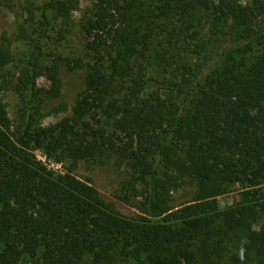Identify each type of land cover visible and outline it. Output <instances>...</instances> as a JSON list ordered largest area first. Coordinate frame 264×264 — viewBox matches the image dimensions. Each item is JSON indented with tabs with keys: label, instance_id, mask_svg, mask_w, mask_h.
Wrapping results in <instances>:
<instances>
[{
	"label": "trees",
	"instance_id": "1",
	"mask_svg": "<svg viewBox=\"0 0 264 264\" xmlns=\"http://www.w3.org/2000/svg\"><path fill=\"white\" fill-rule=\"evenodd\" d=\"M260 1L27 0L0 26V264H264ZM78 73L72 105L39 84ZM35 151L109 168L113 198Z\"/></svg>",
	"mask_w": 264,
	"mask_h": 264
},
{
	"label": "rangeland",
	"instance_id": "2",
	"mask_svg": "<svg viewBox=\"0 0 264 264\" xmlns=\"http://www.w3.org/2000/svg\"><path fill=\"white\" fill-rule=\"evenodd\" d=\"M27 0H13L12 7L10 9H5L2 11L0 18V26L2 32H7L10 36L17 33L18 25L24 23L25 16L22 14V5L26 4ZM34 5H41L46 0H30ZM260 2H264L261 0ZM81 13H78V17ZM56 38V36H55ZM85 42L84 37L81 33H77L76 36L68 41H63L61 43L56 42V40L48 41L46 43V53L47 55L55 54L56 52H81L83 49V43ZM24 52H26V47L21 43H16L13 47V54L17 59H23ZM39 84L48 89H51L59 97L58 102H68L72 105L73 101L77 97L78 93L83 88V74L78 73L75 75H65L61 82L47 81L45 78L40 79ZM154 84V82H151ZM9 103L10 116L15 119V103H12L9 98L6 99ZM67 114L60 115H50L42 120L44 125H49L59 121L62 117ZM36 157L43 161L48 167L52 168L57 172H68L76 176L80 180L91 182L98 191L106 198L112 199L113 193L116 189V182L114 172L106 167H93V165L80 162L78 164L61 161L57 162L56 159H49L44 156L41 152L35 151ZM242 186L236 184L230 188V192L219 198L220 203L223 207L231 206L236 202L240 201V193ZM121 210L129 214L133 210L130 208H121Z\"/></svg>",
	"mask_w": 264,
	"mask_h": 264
}]
</instances>
